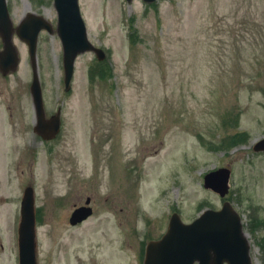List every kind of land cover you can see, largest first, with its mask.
<instances>
[{
	"label": "rangeland",
	"instance_id": "1",
	"mask_svg": "<svg viewBox=\"0 0 264 264\" xmlns=\"http://www.w3.org/2000/svg\"><path fill=\"white\" fill-rule=\"evenodd\" d=\"M79 5L106 58L79 55L65 92L53 0H7L13 28L34 15L54 29L40 32L36 64L62 133L43 141L33 130L28 49L13 32L19 66L0 73V264H18L27 186L37 264H142L171 214L189 223L225 201L242 216L253 264H264V152L252 150L264 138V0ZM225 167L230 190L220 198L203 177ZM80 205L92 215L71 226Z\"/></svg>",
	"mask_w": 264,
	"mask_h": 264
},
{
	"label": "water",
	"instance_id": "2",
	"mask_svg": "<svg viewBox=\"0 0 264 264\" xmlns=\"http://www.w3.org/2000/svg\"><path fill=\"white\" fill-rule=\"evenodd\" d=\"M131 2V0H126ZM152 3L155 0H143ZM58 15L57 33L63 46V67L65 89L69 90L74 72V62L79 54L94 51L99 60L105 55L94 48L87 39L86 28L80 14L78 0H54ZM31 29L22 22L16 29L20 39L28 45L34 71L31 95L37 110V131L44 136L55 135L59 128V117L44 121L42 95L36 74L35 51L38 33L42 29L52 32L51 26L42 18L29 16ZM12 27L5 0H0V37L3 51L0 52V70L6 74L14 71L18 57L11 42ZM264 150V139L254 151ZM230 170L221 168L204 177V187L221 197L228 192ZM89 213L76 210L70 224L85 219ZM19 264H36L35 215L33 189H25L21 202V218L18 226ZM250 245L243 232L241 218L228 202L218 211L206 210L193 223L184 225L176 214L170 218L166 234L158 242H152L146 250L145 264H252Z\"/></svg>",
	"mask_w": 264,
	"mask_h": 264
},
{
	"label": "flooded vegetation",
	"instance_id": "3",
	"mask_svg": "<svg viewBox=\"0 0 264 264\" xmlns=\"http://www.w3.org/2000/svg\"><path fill=\"white\" fill-rule=\"evenodd\" d=\"M3 78L5 79V78H7V77H3ZM45 116H46V118H47V117H50V116H52V115L49 114V116H47V112H46V110H45Z\"/></svg>",
	"mask_w": 264,
	"mask_h": 264
},
{
	"label": "trees",
	"instance_id": "4",
	"mask_svg": "<svg viewBox=\"0 0 264 264\" xmlns=\"http://www.w3.org/2000/svg\"><path fill=\"white\" fill-rule=\"evenodd\" d=\"M101 69V68H100Z\"/></svg>",
	"mask_w": 264,
	"mask_h": 264
}]
</instances>
